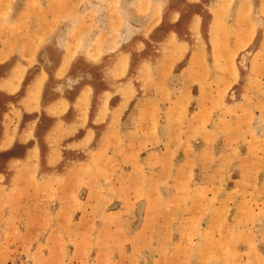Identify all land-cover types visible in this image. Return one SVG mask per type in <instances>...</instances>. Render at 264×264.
I'll return each instance as SVG.
<instances>
[{"label":"rangeland","instance_id":"1","mask_svg":"<svg viewBox=\"0 0 264 264\" xmlns=\"http://www.w3.org/2000/svg\"><path fill=\"white\" fill-rule=\"evenodd\" d=\"M150 1L0 0V75L36 54L26 81L47 70L54 99L65 52L81 81L65 94L90 86L91 117L107 88L134 92L120 123H91L89 145L16 177L0 198V264H264V0ZM187 23L200 39L191 69L170 68L173 46L140 72ZM121 52L132 66L118 78ZM7 102L0 92V114Z\"/></svg>","mask_w":264,"mask_h":264},{"label":"crops","instance_id":"2","mask_svg":"<svg viewBox=\"0 0 264 264\" xmlns=\"http://www.w3.org/2000/svg\"><path fill=\"white\" fill-rule=\"evenodd\" d=\"M248 1L245 0L246 3ZM151 5L159 8V1L152 0ZM164 7L165 4L162 3L160 9L163 10ZM161 18L162 21H147L146 36H149L150 32L165 22L162 15ZM198 21L195 20L194 24H197ZM169 22L177 27L182 21ZM187 28L189 32L185 33V37L179 35L177 30H170L161 41V48L157 49L160 52L159 56H156L155 61L148 59L142 61L140 72L149 67L157 69L162 66L165 58L172 59L174 57L171 52L173 46L183 47V49L177 56V62H171L170 68H175L177 64L183 62L179 74L182 75V72L190 70L191 61L187 56L197 44V39H200L198 38L197 25L191 27L189 23ZM188 34L190 35L188 36ZM194 38L195 43L192 42ZM108 52L109 50L101 53L100 57ZM75 58L63 52L55 70L60 88L54 89L59 93L51 100H46L45 95L46 85L51 77L50 72L42 69L29 81H26L30 66L39 60V56L36 57V54L25 56L19 63L9 66L0 75V92L8 98V102L1 109L0 114L1 199L8 196L10 187L14 180L16 182V177L19 174H23V172L29 175L39 174L42 167H54L59 164L63 160L64 149L89 145L96 136L95 129L90 126L91 123L102 125L107 122L108 126H113L121 122L123 115L129 109L134 92L133 84L131 86V82L126 80L118 83L119 88L117 84L116 88H107L102 92L101 101L92 117L90 100L94 93L90 86H81L75 98L68 97L65 91L74 88L73 84L81 82L80 79H72L70 75L72 66L73 68L77 66L73 62L79 56ZM7 59L8 57L2 58L0 62ZM113 61L114 76L126 77L132 66L130 53H117ZM0 66H3V63H0ZM115 95H118V98L113 103L111 99ZM69 113L73 115L67 116ZM51 119H53L52 123L49 121ZM45 120L49 123L44 128ZM80 131L81 134L76 136ZM79 162L69 164L65 171L72 169Z\"/></svg>","mask_w":264,"mask_h":264}]
</instances>
